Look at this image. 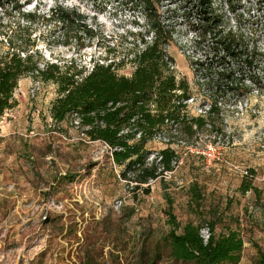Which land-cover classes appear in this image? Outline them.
<instances>
[{"label":"rangeland","instance_id":"rangeland-1","mask_svg":"<svg viewBox=\"0 0 264 264\" xmlns=\"http://www.w3.org/2000/svg\"><path fill=\"white\" fill-rule=\"evenodd\" d=\"M153 17L171 24L168 46L178 78L193 94L189 115L219 111L192 139L164 132L149 140L148 165L159 152H176L173 169L146 183L114 162L111 149L86 137L78 118L57 123L51 106L57 85L23 77L15 106L0 121V264H181L170 256L165 236L188 222L201 233L237 230L244 240L237 264H254L264 255V9L257 0H217L226 22L253 35L261 48L262 88L251 84L240 99L196 84L191 60L195 32L183 0H152ZM27 20L11 5L0 7V56L9 43H33L46 60H75L89 71L95 61H113L121 75L135 70L134 54L148 33V7L135 0H18ZM57 5L86 18L93 38L50 20ZM67 41H69L67 43ZM247 83H251L247 81ZM174 217V218H173ZM175 221V222H172Z\"/></svg>","mask_w":264,"mask_h":264},{"label":"trees","instance_id":"trees-1","mask_svg":"<svg viewBox=\"0 0 264 264\" xmlns=\"http://www.w3.org/2000/svg\"><path fill=\"white\" fill-rule=\"evenodd\" d=\"M135 1L147 7L153 3L152 0ZM183 2V12L190 15L191 29L195 32L197 56L191 60V68L196 84L239 99L248 95L251 84L261 89L262 51L255 37L239 25H229L217 0ZM257 2L263 10L264 0ZM8 5L27 20L34 19V13L22 11L18 0H0V7ZM150 10L145 17L152 40L142 39L144 46L134 54L135 70L131 76L119 74L113 61L105 64L96 60L86 71L75 60L64 65L46 60L33 48V43H9V49L0 56V121L5 111L15 106L14 92L23 77L53 82L57 85L58 97L51 106L52 118L57 123L72 116L78 118L83 134L108 145L114 162L125 165L124 176L127 172H137L135 180L142 184L172 170L177 155L169 147L160 150L157 164H147L148 141L164 132L171 142L174 131L192 139L211 123L209 116L218 112L219 106L214 102L207 115H189L186 100L193 91L188 80L178 78L174 69L175 58L168 49L174 37L172 25L153 17L152 13L156 14L157 10L154 4ZM49 18L62 23L66 29L76 30L72 42L83 40L82 34H88L89 38L95 35L87 27L85 16L74 8L57 5ZM201 228L188 222L180 231L178 226L169 230L165 241L170 256L181 264H237L240 261L244 240L237 230L217 234L211 226L205 238ZM254 264H264V255Z\"/></svg>","mask_w":264,"mask_h":264},{"label":"built area","instance_id":"built-area-1","mask_svg":"<svg viewBox=\"0 0 264 264\" xmlns=\"http://www.w3.org/2000/svg\"><path fill=\"white\" fill-rule=\"evenodd\" d=\"M175 162L177 163V160Z\"/></svg>","mask_w":264,"mask_h":264}]
</instances>
